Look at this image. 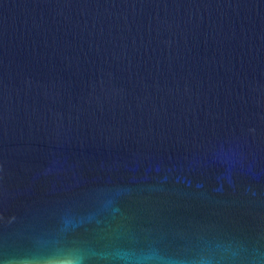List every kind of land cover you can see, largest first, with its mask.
<instances>
[{
  "label": "water",
  "instance_id": "water-1",
  "mask_svg": "<svg viewBox=\"0 0 264 264\" xmlns=\"http://www.w3.org/2000/svg\"><path fill=\"white\" fill-rule=\"evenodd\" d=\"M264 264V0H0V264Z\"/></svg>",
  "mask_w": 264,
  "mask_h": 264
},
{
  "label": "clouds",
  "instance_id": "clouds-1",
  "mask_svg": "<svg viewBox=\"0 0 264 264\" xmlns=\"http://www.w3.org/2000/svg\"><path fill=\"white\" fill-rule=\"evenodd\" d=\"M72 264H80L78 261H73Z\"/></svg>",
  "mask_w": 264,
  "mask_h": 264
}]
</instances>
